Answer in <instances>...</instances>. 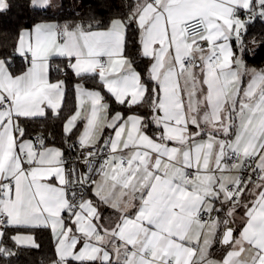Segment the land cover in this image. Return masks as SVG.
I'll return each mask as SVG.
<instances>
[{
    "label": "snow or ice",
    "instance_id": "snow-or-ice-1",
    "mask_svg": "<svg viewBox=\"0 0 264 264\" xmlns=\"http://www.w3.org/2000/svg\"><path fill=\"white\" fill-rule=\"evenodd\" d=\"M129 7L126 20L107 27L21 29L13 52L0 57V258L38 249L28 230L45 228L55 240L51 264H264V70L242 59L247 25L264 18V0ZM10 9L0 0V14ZM133 24L150 61L146 77L125 55ZM17 55L27 65L19 73ZM57 59L67 61L57 73L71 69L81 81L63 123L67 149L43 134L25 138L23 124L63 111L66 80L50 75ZM103 92L127 115L113 114ZM141 107L145 114L134 111ZM217 242L226 249L221 259L211 253Z\"/></svg>",
    "mask_w": 264,
    "mask_h": 264
},
{
    "label": "trees",
    "instance_id": "trees-1",
    "mask_svg": "<svg viewBox=\"0 0 264 264\" xmlns=\"http://www.w3.org/2000/svg\"><path fill=\"white\" fill-rule=\"evenodd\" d=\"M9 2L11 4L10 11L0 14V57L8 56L13 52L16 33L21 29L31 27L39 21L54 20L61 24L82 21L85 25L90 22L93 24L99 22L102 27H106L114 17L126 20L131 11L129 6L135 5V0H59V6L56 10L50 8L45 10L33 9L29 0H9ZM138 40L139 34L133 24L126 32L125 55L134 61L137 71L146 77L148 59L140 55ZM254 40L255 43H253ZM262 41H264V20L257 16L247 25L245 51L243 53L246 63L256 68L264 67V46H261ZM66 63V60L63 62L59 59L53 61V69L50 73L51 79L62 78L66 80L67 98L60 116H53L51 112H48L46 119L38 118L23 121L28 135L43 134L47 138L48 144L64 147L65 149H67V145L64 143L63 123L67 116L74 111V85L80 81L75 77L71 69H68L66 73H57L55 71L57 65L60 68H64ZM13 67L19 73L25 69L26 63L22 57L17 55L13 61ZM86 86L101 88L98 79H87ZM103 94L108 98L111 110L120 109L127 114V106L118 105L106 92H103ZM134 111L145 114L146 109L141 107L134 109ZM77 133L78 131L76 135ZM76 135L72 137V140L68 141L69 144L75 140ZM73 152L74 149L71 151L66 150L65 156L73 154ZM32 232L39 248L20 249L17 256L0 258V264H9V262L10 264H47L51 262L55 254L54 241L50 230L35 228L32 229ZM7 234L12 235V230H8ZM8 245L13 251H17L11 242H8Z\"/></svg>",
    "mask_w": 264,
    "mask_h": 264
},
{
    "label": "crops",
    "instance_id": "crops-1",
    "mask_svg": "<svg viewBox=\"0 0 264 264\" xmlns=\"http://www.w3.org/2000/svg\"><path fill=\"white\" fill-rule=\"evenodd\" d=\"M135 2H136V0H135ZM58 6H59V0H52V6L50 7V9H52V10H56V9L58 8ZM240 18H241L242 20H244V19H248V16L245 15V14H243V13H241V17H240ZM114 19H121V18H119V17H114V18H112V19L110 20L109 24H110L111 21L114 20ZM262 19L264 20V18H262ZM41 22H55V21H54V20H43V21H39V22H37V23H41ZM37 23H36V24H37ZM109 24H108V25H109ZM34 25H35V24H34ZM34 25H32L31 27H33ZM31 27H28V29H30ZM106 27H107V26H106ZM233 46L235 47L234 42H233ZM236 55H237V56H241V53H240V50H239V49H236ZM242 59H243L245 65L247 66L248 69H255V70H257V71L264 70V67H262V68H256V67H253V66L247 64L246 61L244 60V57H243V56H242ZM149 63H150V61L148 60V65H149ZM26 67H27V65H26ZM26 67H25V68H26ZM58 79H62V78H56V79H52V80H53V82H55V81L58 80ZM248 79H250V73L244 77V82H245V84L247 83ZM80 82H81V81H78L77 83H80ZM90 88H92V87H90ZM74 110H75V109H74ZM49 112H50V111H49ZM73 112H74V111H73ZM115 112H122V111H121L120 109L112 110V113H113V114H114ZM125 115H127V114H125ZM82 128H83V125L81 124V125H80V130H82ZM78 135H79V131H78V133H77L76 136H78ZM36 136H37V134H34V135H28V134H27L25 138H28V137H32V138H34V137H36ZM75 139H76V137H75ZM49 145H51V146H55V147H58V146H56V145H52V144H49ZM249 199H250V198H249ZM217 207H219V204H217ZM102 211H104V215H105V216L110 215V210H104V209L102 208ZM242 214H243V209H241V210H239V211L237 212V214H236V223L233 225L234 228H238L239 223H240V216H241ZM4 228L7 229V226L4 227ZM8 230H11V229H8ZM49 230H50V229H49ZM28 231L30 232V234H32V235L34 236V234H33V232H32V229H30V230H28ZM50 232H51V231H50ZM12 234H13V231H12ZM238 234H239V233H238V231H237V232H236V235H238ZM51 235H52V234H51ZM52 239H53V241H54V254H55V240H54L53 236H52ZM225 251H226V249L223 248V247L217 242V243L214 244V246H213L212 249H211L212 257H213L214 259H221ZM47 264H51V262H49V263H47Z\"/></svg>",
    "mask_w": 264,
    "mask_h": 264
},
{
    "label": "built area",
    "instance_id": "built-area-1",
    "mask_svg": "<svg viewBox=\"0 0 264 264\" xmlns=\"http://www.w3.org/2000/svg\"><path fill=\"white\" fill-rule=\"evenodd\" d=\"M78 152H79V149L76 148V149H74L73 154L67 155V156H65V158L68 159V160H71V159L75 158V156L77 155ZM69 167H71V164H69ZM244 178L247 179V173H244ZM6 226L7 225H4V227H6Z\"/></svg>",
    "mask_w": 264,
    "mask_h": 264
}]
</instances>
